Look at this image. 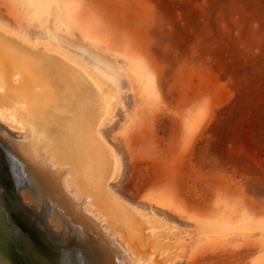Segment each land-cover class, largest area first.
Returning <instances> with one entry per match:
<instances>
[{"label":"rangeland","instance_id":"1","mask_svg":"<svg viewBox=\"0 0 264 264\" xmlns=\"http://www.w3.org/2000/svg\"><path fill=\"white\" fill-rule=\"evenodd\" d=\"M59 1L74 6L71 33L53 9L29 22L27 0H0V20L30 37L54 33L117 76L104 131L122 158L113 189L193 236L176 264H264V0ZM126 57L153 73L156 99L131 91ZM188 115L200 117L190 131Z\"/></svg>","mask_w":264,"mask_h":264},{"label":"water","instance_id":"2","mask_svg":"<svg viewBox=\"0 0 264 264\" xmlns=\"http://www.w3.org/2000/svg\"><path fill=\"white\" fill-rule=\"evenodd\" d=\"M102 111L77 70L0 33V264H169L189 255L190 233L105 189L111 159L94 134Z\"/></svg>","mask_w":264,"mask_h":264},{"label":"bare ground","instance_id":"3","mask_svg":"<svg viewBox=\"0 0 264 264\" xmlns=\"http://www.w3.org/2000/svg\"><path fill=\"white\" fill-rule=\"evenodd\" d=\"M27 2L33 11V13L29 12L27 14V18L29 22L33 23L35 21L36 22L40 21V17L47 16L51 11L50 9H53V12L55 13V18L57 19L58 29H61V31L64 33L70 32L69 28L71 23L70 21L71 9H73L74 11L73 8L74 6L72 4L66 5L67 4L66 3V4H62L61 6L59 0H47L44 7L40 9L39 7L34 5L36 3L35 0H27ZM61 14H64V16H62ZM0 33L4 34L13 41L25 46L26 48L32 51L39 52L41 50L44 54L48 56L51 55L58 58L62 62L68 64L69 66L77 70L86 79V81L93 87L95 92L101 98V102L103 105V111L94 128V134L103 144L104 148L108 152L111 159V169L108 177L104 180V187L115 198H117L125 205L144 211L139 207H137L136 205L129 203L116 190L113 189V185L117 182L118 178L122 174V170H123L122 158L118 153V151L115 149V147L106 140L104 136V131L113 122L118 106L119 84H118L117 76L112 71L100 65L98 62L86 57L82 52L76 49H71L70 47L64 45L54 33H48L46 36L30 37L26 32L18 30L8 25L7 23L3 22L2 20H0ZM126 59H127V64L123 69V74L130 84L131 91L141 101L143 99H150V100L151 98L156 99L157 90H156L155 78L153 73L150 70H148L141 61L132 59L130 57H126ZM15 108L16 109L24 108V105L17 104L15 105ZM184 120H185L184 125L186 131H190V129L193 128L194 123L200 120V117L194 119L193 116L188 115ZM41 152L42 149H39L38 151L39 157L45 158V156L41 154ZM50 160L51 157H49L46 160V167L49 170H53L54 167L49 164ZM66 177L67 175H63L60 178V185L62 191L67 196L73 197L72 193L67 191L64 185V180L66 179ZM150 200L153 201L157 206H159L162 209L164 208V209L172 210L171 208L172 205L170 204L171 201H168L167 199L156 196V197H152ZM81 211L84 214L91 216V213L85 209L84 205L81 206ZM246 220L245 222L248 221L250 222V220L248 221ZM95 222H99V220L95 219ZM239 222L241 223V221ZM257 223L259 224V222ZM263 223L262 225H264ZM243 225L245 224L244 223L242 224L243 228L249 227V225L247 226L245 225V227ZM260 236L264 237V228L260 231ZM113 240L117 245L121 247L123 251H126L123 242L118 239L117 235L113 236ZM127 257L131 262L135 263V260L133 259V257L129 252H127ZM177 258L172 259L169 264H176Z\"/></svg>","mask_w":264,"mask_h":264}]
</instances>
